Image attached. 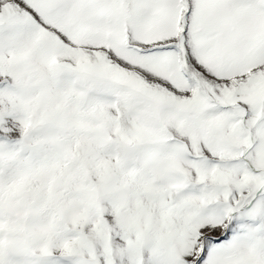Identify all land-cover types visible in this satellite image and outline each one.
<instances>
[{
  "label": "snow or ice",
  "instance_id": "obj_1",
  "mask_svg": "<svg viewBox=\"0 0 264 264\" xmlns=\"http://www.w3.org/2000/svg\"><path fill=\"white\" fill-rule=\"evenodd\" d=\"M0 264H264V0H0Z\"/></svg>",
  "mask_w": 264,
  "mask_h": 264
}]
</instances>
